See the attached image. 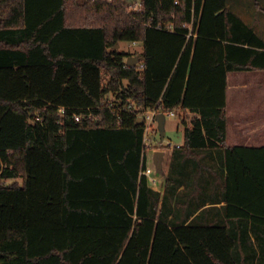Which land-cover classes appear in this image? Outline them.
Instances as JSON below:
<instances>
[{"label":"trees","instance_id":"16d2710c","mask_svg":"<svg viewBox=\"0 0 264 264\" xmlns=\"http://www.w3.org/2000/svg\"><path fill=\"white\" fill-rule=\"evenodd\" d=\"M263 69L229 0H0V264H249L264 145L227 141L228 72ZM143 108L186 114L163 194Z\"/></svg>","mask_w":264,"mask_h":264},{"label":"rangeland","instance_id":"374dc122","mask_svg":"<svg viewBox=\"0 0 264 264\" xmlns=\"http://www.w3.org/2000/svg\"><path fill=\"white\" fill-rule=\"evenodd\" d=\"M133 1L134 0H126V3L129 6V9H132L133 5H135V7L136 5L140 6L141 0H135V3ZM229 6L235 12H237L245 21L251 24L253 28L256 30V32L264 39V0H229ZM118 48L120 50L126 51L127 53L134 54V53H138L139 49L143 48V43L125 40V41L120 42V46ZM262 93L264 94V92ZM237 94L238 93L237 91L235 92L234 88L230 89V92H229L230 106H232L233 104L236 105V99L238 98ZM241 95H243V93H241ZM108 98L111 100L115 99L112 93L108 94ZM244 106H245L244 101H242L238 105L240 109ZM175 111L177 112L176 115L165 114L166 120H165V134L164 135H161L159 126H157L156 123H154V128L150 134L151 141H152V147L146 148L147 161L150 165L156 164L158 158L162 156V154L164 153L167 154L168 153L167 149L170 146L179 145L184 140L185 125L183 124L182 119L186 114L178 110H175ZM229 142L231 144H236V145L245 144L244 142H241V141H235L232 134H229ZM219 151H220L219 154L222 155L221 160L224 161V151L223 149ZM214 153H215V156L218 155L217 152H214ZM217 158L218 157H216V159ZM168 163L167 165H158V167L155 170L157 174L165 178L164 182L162 184L160 182L161 185H159V186H163L164 188L166 186L165 184L166 179L170 171V167L168 166ZM220 165H221V161L217 159L216 167L219 168ZM202 176H203V172H202ZM210 176H211V173L207 169H204V180H206ZM9 182L11 181L9 180ZM174 202L176 201L173 200V203ZM249 230H250V233H249V236L247 237L246 242L239 243V253L241 256V260L243 261L244 259L247 258V261H249L248 262L249 264H264V236L258 233L255 230V228L251 226H249Z\"/></svg>","mask_w":264,"mask_h":264},{"label":"crops","instance_id":"0c3cea01","mask_svg":"<svg viewBox=\"0 0 264 264\" xmlns=\"http://www.w3.org/2000/svg\"><path fill=\"white\" fill-rule=\"evenodd\" d=\"M133 2L135 3V0ZM134 6L135 5H133L132 7ZM136 42L140 43L141 41H136ZM142 51L143 48L139 49L138 53H141ZM231 88H234L235 92L237 91L238 93L237 94L238 98L236 99V105L233 104L232 106H230L229 104V92ZM262 92H264V69L228 72L227 141L230 145H236V144H231L229 142V134L233 135L235 141L244 142L245 144L243 145H253V146L264 145V94ZM241 93H243V95H241ZM242 101L245 102V106L240 109L238 105ZM183 143L184 140L181 144ZM174 147L175 146H170L167 149L168 153L162 154V156L158 158L156 164L150 165L147 161L149 174L155 177L157 180L156 184H152V183L150 184L155 190L160 191L162 194L165 192L166 186L164 188L163 186H159V185H161L164 182L165 178L157 174L155 170L158 167V165H167L168 161H169L168 166L171 167L172 156L175 150ZM9 180L11 182L14 181V179H9ZM9 180L7 182L11 183L9 182ZM20 182H22V179L20 180Z\"/></svg>","mask_w":264,"mask_h":264},{"label":"built area","instance_id":"2783aa9c","mask_svg":"<svg viewBox=\"0 0 264 264\" xmlns=\"http://www.w3.org/2000/svg\"><path fill=\"white\" fill-rule=\"evenodd\" d=\"M111 1V0H110ZM135 7V6H134ZM139 5H136L135 8H138ZM136 42V41H134ZM164 113V114H168V115H176L177 112L175 110H171V111H163L160 109H146L144 112H141L140 115H142L144 117V122L146 124V128H145V134H144V140H145V145L146 147H152V141H151V131L154 128V123H156V125L158 126V121H157V114L158 113ZM76 119L79 121L82 119L81 115H76ZM150 140V141H149ZM182 144L176 145V146H181ZM144 173H146L149 177V181L152 184H156L157 180L155 177L151 176L149 174V169L147 167L146 170L143 171Z\"/></svg>","mask_w":264,"mask_h":264},{"label":"water","instance_id":"95a60500","mask_svg":"<svg viewBox=\"0 0 264 264\" xmlns=\"http://www.w3.org/2000/svg\"><path fill=\"white\" fill-rule=\"evenodd\" d=\"M120 46V42H118L116 44V48H118ZM141 58H144L143 55H131L127 58V64H133V63H137ZM146 109L143 108L142 112H144ZM144 120V117L142 115H140L138 117V121L142 122ZM165 120H166V116L164 113H158L157 114V121H158V126L161 132V135L165 134Z\"/></svg>","mask_w":264,"mask_h":264}]
</instances>
